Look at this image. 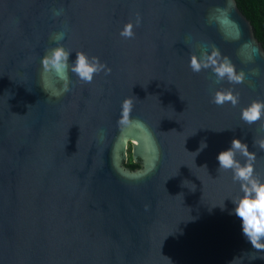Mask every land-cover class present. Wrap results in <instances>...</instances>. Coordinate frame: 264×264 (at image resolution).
Instances as JSON below:
<instances>
[{
    "label": "water",
    "instance_id": "obj_1",
    "mask_svg": "<svg viewBox=\"0 0 264 264\" xmlns=\"http://www.w3.org/2000/svg\"><path fill=\"white\" fill-rule=\"evenodd\" d=\"M57 45L69 65L83 51L107 71L42 91ZM212 49L242 82L192 71ZM217 90L236 104L213 103ZM253 101L264 48L237 0H0V264H264L230 214L239 182L216 161L239 137L264 179V113L241 119Z\"/></svg>",
    "mask_w": 264,
    "mask_h": 264
},
{
    "label": "clouds",
    "instance_id": "obj_2",
    "mask_svg": "<svg viewBox=\"0 0 264 264\" xmlns=\"http://www.w3.org/2000/svg\"><path fill=\"white\" fill-rule=\"evenodd\" d=\"M54 14L59 15L60 10H56ZM139 23L140 17L137 16L135 25L138 26ZM133 26L131 21L125 23L120 35L124 38H131ZM64 35V32L61 31L53 34L51 38L60 41L64 39ZM70 54V51L62 45H57L48 50L42 57V91L52 96H60L68 91L69 71L85 82H90L94 73L101 70L107 71L105 66L95 57H89L83 51L77 52L75 59L69 65ZM189 67L194 72H198L202 68H210L218 80L226 78L233 83H240L245 78L243 71H237L227 58H220L219 52L215 49L191 55ZM49 73L63 82L62 87H55V83L49 79ZM212 102L217 105L231 102L235 105L237 97L231 90H217L212 96ZM129 105L128 99L122 102L125 119H127ZM262 113H264V102L253 101L241 110V119L247 123H252L257 121ZM259 146L264 149V139L259 141ZM204 147H206V143ZM237 153L243 157V161L237 158ZM254 160L255 153L250 151L248 144L239 137H233L230 145L216 154L218 168L231 170L232 179L239 182V193L231 198L234 207L230 210V214L239 218L241 233L251 246L258 251H264V179L254 174Z\"/></svg>",
    "mask_w": 264,
    "mask_h": 264
},
{
    "label": "trees",
    "instance_id": "obj_3",
    "mask_svg": "<svg viewBox=\"0 0 264 264\" xmlns=\"http://www.w3.org/2000/svg\"><path fill=\"white\" fill-rule=\"evenodd\" d=\"M239 8L251 21L255 28V33L264 48V0H237ZM132 149L129 145L128 160L125 161V167L130 170L141 168V165L133 160Z\"/></svg>",
    "mask_w": 264,
    "mask_h": 264
}]
</instances>
